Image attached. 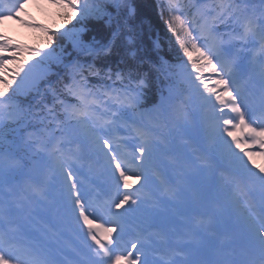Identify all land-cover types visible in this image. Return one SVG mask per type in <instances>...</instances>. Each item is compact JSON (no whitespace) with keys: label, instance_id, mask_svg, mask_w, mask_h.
Wrapping results in <instances>:
<instances>
[{"label":"snow or ice","instance_id":"obj_1","mask_svg":"<svg viewBox=\"0 0 264 264\" xmlns=\"http://www.w3.org/2000/svg\"><path fill=\"white\" fill-rule=\"evenodd\" d=\"M55 2L68 9L63 13V25L70 27H63L60 35L70 40L72 52L63 49L57 52L54 46L48 47L57 35V32H51L46 50L31 49L38 60L24 62L17 69L10 70L5 57L0 55V72H12L9 79L0 75L3 84L0 88V264H105L106 261L111 264L121 261L124 264H137V261L139 264H264V167L256 172L248 168L242 157L239 158L240 167L250 174V180L259 183L262 193L259 205L251 195V184L241 185L234 175L223 172L219 177L220 186L235 210V228L241 241L238 249L222 241L208 255L194 258L192 249L200 243V230H207L210 224V220L201 218L191 230L178 231L173 227L171 237L156 233L162 246L155 251L152 261L145 257L143 243L139 241L132 243L133 251L127 255H114L122 242L123 229L119 224L116 228H107L105 242L99 236L104 225L95 223L93 206L78 194L76 174L69 163L77 159L80 152L78 133H89V142L103 152L113 173L118 172L119 178L123 179L128 170L122 151L124 141L116 133L130 130L135 134L139 140L136 152L140 157L137 159L143 164L152 154L153 145L157 141L164 142L156 134V129L163 125L152 113L162 119L171 106V94L162 96L160 103L152 109L141 110L148 73L141 71L145 61L138 59L133 50L136 47L133 0ZM259 4V12L248 0H191L187 4L182 0H168L167 5L165 23L176 37L187 65H191L195 80L208 87L202 79L205 69L221 77L215 83L222 86L224 94L213 89L212 95L220 105H230V111L235 114L233 119H226L223 123L225 132L232 137L237 148H240L239 141L244 136H236L228 131V126L241 130L248 127V135L256 137L254 142L264 146L261 138L264 137V127L255 128L248 123L253 119V109L238 83V77H242L245 86L251 84L253 89L258 86L259 107L264 117V0H259ZM22 9L21 0L5 3L0 6V19L4 18L5 12L20 19L18 13ZM89 20L100 22L107 32L103 40H97L95 36L89 40L84 36L85 24ZM219 25H224L225 31L221 32ZM209 39L213 42L211 46L206 43ZM257 44L259 47H255ZM9 48L19 49L20 45L10 44L0 33V52ZM118 49H123L120 60L123 66L113 68L107 62L108 57ZM248 53L251 56L246 60ZM97 61L101 62L99 66ZM53 65L57 66L56 75L59 77L56 84L48 80ZM187 65L181 67L186 70ZM151 70L166 79L174 74L172 66L166 62L152 64ZM21 96L31 97L34 103L22 102ZM206 99L211 102V96ZM145 118L147 123H144ZM228 151L232 153L230 145ZM26 161L33 165L29 171L36 172L35 176L29 177L28 186L41 197L44 196L42 179H48L46 171L56 167L62 170L68 198L74 200L73 214L78 210L77 223L83 222L81 234L85 236L83 243L89 254L87 259L81 256L80 248L66 250L56 246L54 238L44 230L27 228L19 222L22 204L15 198L6 178L22 174L27 167ZM37 162L42 165L39 169L36 168ZM201 164L211 168V157L202 159ZM137 179H141V174ZM68 181L72 182L70 186ZM161 184L166 185L167 181L161 178ZM124 186L130 187L127 183ZM165 191L174 195L167 187ZM129 199L125 195L116 208L120 209ZM69 252L75 258H70Z\"/></svg>","mask_w":264,"mask_h":264},{"label":"trees","instance_id":"obj_2","mask_svg":"<svg viewBox=\"0 0 264 264\" xmlns=\"http://www.w3.org/2000/svg\"><path fill=\"white\" fill-rule=\"evenodd\" d=\"M135 4L137 9L136 13L141 15L143 21L149 22L150 24L156 23L159 27L161 26V22L158 15L155 13L154 5L151 0H135ZM91 25H94L98 31L104 29L100 22L97 21H92Z\"/></svg>","mask_w":264,"mask_h":264}]
</instances>
